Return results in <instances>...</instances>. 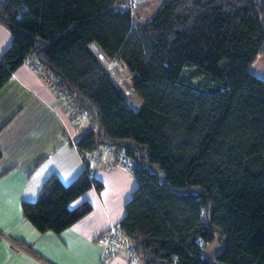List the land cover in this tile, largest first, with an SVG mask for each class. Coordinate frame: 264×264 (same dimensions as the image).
<instances>
[{"label": "trees", "instance_id": "trees-1", "mask_svg": "<svg viewBox=\"0 0 264 264\" xmlns=\"http://www.w3.org/2000/svg\"><path fill=\"white\" fill-rule=\"evenodd\" d=\"M128 0H0L13 40L0 89L39 59L97 129L76 146L127 150L138 182L120 228L148 264H264V0H166L145 20ZM133 75L134 109L90 45ZM198 77V78H197ZM2 151L0 149V158ZM158 167L163 175L153 171ZM103 184L51 176L25 217L61 233L90 213L71 204ZM219 237L221 251L204 256Z\"/></svg>", "mask_w": 264, "mask_h": 264}, {"label": "crops", "instance_id": "crops-1", "mask_svg": "<svg viewBox=\"0 0 264 264\" xmlns=\"http://www.w3.org/2000/svg\"><path fill=\"white\" fill-rule=\"evenodd\" d=\"M150 1L133 11L136 18L151 17L166 0L155 6ZM12 40L10 29L0 23V57ZM90 48L102 54L97 44ZM252 72L264 79V53ZM90 129H97L96 122L76 126L42 75L26 62L0 89V264H148L135 250L136 238L126 236L127 246L111 255L98 242L111 226L120 225L138 186L134 174L123 168H92L90 176L103 188L92 187L71 204L75 209L88 202L92 210L61 233L40 232L24 215V202L37 201L51 176L68 186L86 171L76 143Z\"/></svg>", "mask_w": 264, "mask_h": 264}, {"label": "built area", "instance_id": "built-area-1", "mask_svg": "<svg viewBox=\"0 0 264 264\" xmlns=\"http://www.w3.org/2000/svg\"><path fill=\"white\" fill-rule=\"evenodd\" d=\"M143 1L147 0H128L124 4V7L126 9H134ZM99 59L104 63V65H106L108 72L114 75L113 77H115V81L122 89L123 93L126 96H130L132 94V90L126 84V80L123 77L118 76L114 70V62L110 63L103 54L99 55ZM26 62L32 69L42 75L46 85L53 91L55 96L62 102V104H64L69 116L76 126H82L85 124V121L91 119L89 112L80 105L75 96L57 84V79L52 75V73H50V71L39 59L31 58ZM107 155H111V157L108 158ZM82 156L86 162V170L89 174H91L92 168L96 165L101 166L106 170L120 167L131 173L134 172L138 165L137 161L128 154L126 149L108 143L102 144L93 151L84 152ZM98 242L103 245L106 255H111L117 252L123 246H127L126 235L123 233L119 225H113L109 230L101 234L98 237ZM130 250H132V247H130Z\"/></svg>", "mask_w": 264, "mask_h": 264}, {"label": "rangeland", "instance_id": "rangeland-1", "mask_svg": "<svg viewBox=\"0 0 264 264\" xmlns=\"http://www.w3.org/2000/svg\"><path fill=\"white\" fill-rule=\"evenodd\" d=\"M159 2H160V0H152L149 3H150L151 6H155V5H158ZM109 62L110 63L114 62V64H113L114 70L116 71L118 76H121V77H123L126 80L125 81L126 84L131 88L132 87L131 85H132V82H133V75L129 71H127V69L124 67V65L121 64L120 62H116V61H109ZM111 76L113 77L114 75L111 74ZM113 78L115 79V77H113ZM127 99L129 100L131 106L134 109H140L142 107V105H143V100L141 99V97L137 96L134 92H132V94L130 96H127ZM89 121H85V123H87ZM153 171L159 173L161 176L163 175L161 170L158 167H156V166L153 167ZM221 249H222V245L219 243V237H217L214 242H212V243L207 245V247L204 250V254L203 255L206 256V257H211L213 255L218 254L221 251ZM213 262H214V264H220L216 260H214Z\"/></svg>", "mask_w": 264, "mask_h": 264}, {"label": "clouds", "instance_id": "clouds-1", "mask_svg": "<svg viewBox=\"0 0 264 264\" xmlns=\"http://www.w3.org/2000/svg\"><path fill=\"white\" fill-rule=\"evenodd\" d=\"M27 63V62H26ZM132 86V85H131ZM131 90H132V87H131ZM133 92V91H132ZM87 171V170H86ZM90 175V174H89ZM120 226V225H119Z\"/></svg>", "mask_w": 264, "mask_h": 264}]
</instances>
